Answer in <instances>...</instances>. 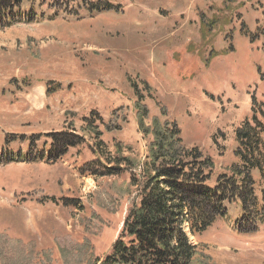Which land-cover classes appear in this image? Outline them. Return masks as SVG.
<instances>
[{
    "label": "rangeland",
    "instance_id": "1",
    "mask_svg": "<svg viewBox=\"0 0 264 264\" xmlns=\"http://www.w3.org/2000/svg\"><path fill=\"white\" fill-rule=\"evenodd\" d=\"M98 1L118 9L89 14ZM20 11L25 19L0 28V235L14 262L63 264L85 237L96 257L110 251L136 197L130 175L152 140L138 129L133 86L146 126L175 122L184 147L212 159L210 185L228 173L251 95L264 103V0H24ZM242 27L254 43L241 42ZM73 130L83 141L47 161L49 136ZM95 130L133 171L94 178L82 169L98 158ZM240 215L238 203L226 204L191 237L194 264H264V225L239 234Z\"/></svg>",
    "mask_w": 264,
    "mask_h": 264
},
{
    "label": "trees",
    "instance_id": "2",
    "mask_svg": "<svg viewBox=\"0 0 264 264\" xmlns=\"http://www.w3.org/2000/svg\"><path fill=\"white\" fill-rule=\"evenodd\" d=\"M23 3L24 0H0V28L25 19L20 11ZM87 6L89 14L118 9L106 1L90 2ZM240 34L250 43L256 41L243 27ZM225 51H234L231 42ZM143 85L149 88L145 82ZM133 89L137 97L134 109L138 113V129L143 135L152 136L144 162L138 166V175H130V186L136 189L135 200L125 214L118 238L104 257L95 256L91 241L85 237L63 253V264H194L198 251L191 237L200 236L224 217L226 204L238 203L240 207L235 231L242 235L256 233L264 225V103L251 95L250 119L244 120L234 132L235 162L227 174L217 176L210 185L212 159L197 148H185L175 122H160L154 117L151 125L146 126L149 110L135 86ZM159 114L165 118V109L161 108ZM101 124L108 132L114 129L104 125L102 119ZM93 136L98 158L85 163L82 169L94 178L118 177L128 169L134 170L133 166L127 168L131 161L122 158L120 152L114 156L107 152L96 130ZM49 138L51 143L46 152L49 162L62 158L83 141L76 132L57 133ZM253 173L262 185L260 201L256 196L259 183ZM10 243L11 240L0 235L3 264H24L12 260L11 252H7Z\"/></svg>",
    "mask_w": 264,
    "mask_h": 264
},
{
    "label": "crops",
    "instance_id": "3",
    "mask_svg": "<svg viewBox=\"0 0 264 264\" xmlns=\"http://www.w3.org/2000/svg\"><path fill=\"white\" fill-rule=\"evenodd\" d=\"M179 15H181V14H179ZM242 39L243 40L241 42L245 41V43L248 44L247 40L244 37ZM85 91H87V89ZM194 92H195V90H194ZM172 93H175V96H176V92H172ZM185 94L189 95V92H185Z\"/></svg>",
    "mask_w": 264,
    "mask_h": 264
}]
</instances>
